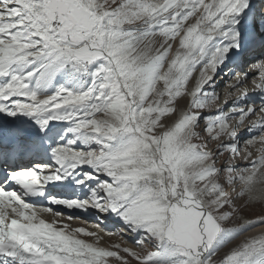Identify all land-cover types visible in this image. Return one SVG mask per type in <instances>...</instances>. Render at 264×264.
I'll return each instance as SVG.
<instances>
[{"label": "snow or ice", "instance_id": "6c2138e0", "mask_svg": "<svg viewBox=\"0 0 264 264\" xmlns=\"http://www.w3.org/2000/svg\"><path fill=\"white\" fill-rule=\"evenodd\" d=\"M246 63L264 103V0H0V264H264V231L216 259L264 228V107L201 111Z\"/></svg>", "mask_w": 264, "mask_h": 264}, {"label": "bare ground", "instance_id": "6f19581e", "mask_svg": "<svg viewBox=\"0 0 264 264\" xmlns=\"http://www.w3.org/2000/svg\"><path fill=\"white\" fill-rule=\"evenodd\" d=\"M174 48H175V45H174ZM249 64H251V63H249ZM224 72H227V74L225 75ZM235 72H237V70H235L232 67H226V68H223L222 67L221 70H220V72H219V74L215 77V78H218V76L222 73V76L223 77L220 76L219 77V78H221L220 80H223V79L224 80L233 79V81L232 80L229 81L230 84L228 83V86H226L228 88L225 91V93L227 92L225 96H227L228 103L225 104L224 101H221L222 103L220 102V104H217L214 107V110L213 111L211 110L212 113H215L216 112L217 107L222 106V107H225V109L228 108V107H230L232 105V101L236 98V96H237V94H239V92H242V89L243 88H247L248 89V95H250V96H248V99L246 101H242L240 103L239 107H245L246 108L248 105H252V106L256 107L257 109H259L260 107H264V103H262L260 93H258L259 97H256V96L253 95L256 92L253 91V89H254L255 86L253 85L252 80L253 79H258V76H259L258 70L251 69L248 72V76H247L244 84H242V85H236V88H231V87H229V85L236 84V79H234L235 77L233 78ZM194 83H195V80L193 79L190 82L189 87L192 86ZM214 85H215L214 87H209V86H206V87H207V89L209 87V89H210L209 91H216L218 88H222V82H218V84H214ZM234 90L236 92L233 93V97L229 100L230 96L228 94L229 93H232ZM216 94L218 95V97H220L219 96V93H216ZM222 98H224V97H222ZM189 99L190 98L188 97V100ZM179 100H181V99L179 98L178 101ZM178 105H179L178 108H185L186 109L187 108V106H186L187 105L186 97H184V99H182L178 103ZM211 111H204V113L205 114H209ZM262 115H264V114H262ZM257 119H258L257 116H252L251 117V120H257ZM233 121H234L233 125H235L236 121L235 120H233ZM230 123H231V121H230ZM245 124L246 125L250 124V121H246ZM238 131H240L239 136L241 137L242 141L245 140V139H247V138H249L252 135L251 133L247 132L244 127H241L240 129H238ZM224 142H227V140L225 139ZM256 147H260V145L257 144ZM246 148H247V145H245V144L242 143L241 144V149L243 150V152H241V154H240L241 157L240 156L238 157V161H239L238 165L241 166V167L244 166L245 163H246V161L243 159L244 149H246ZM213 150H215V149H213ZM248 150H251L253 152V155H256L257 154L256 151H255V148H251V149H248ZM53 207H54L55 211L61 212L64 215L61 216V217H53L51 214H45V218L46 219H48V220H52V219L61 220V221H63V223H67V224H69L73 228H75V227H85V228H88L91 231H99V234L101 236H102V233H103V235H104V241H105V242H103V241L100 242L101 246H103V247L110 246V244L108 242H109V238H112V236L106 235L105 232L100 231L99 229H97V228H95L93 226L90 227L91 224L85 225V224H83V222H81L82 220H87V221L88 220H93V219L95 220L96 217H94V215L91 214L92 212L85 213V212H82L80 210H69V209H67V208H65L63 206H53ZM68 216L79 217V219L68 220L67 219ZM92 225H94V223ZM102 225H103V228H106L108 230H109L110 227H112V223H102ZM262 231H264V228H261V227L257 226L256 228L252 229L251 231L246 232L244 235L240 236L239 239H238V241L234 242V244H238L242 240H244L246 237L253 236V235H257V234H259ZM87 239H90V238H87ZM234 244H232V245L234 246ZM111 264H116V262L115 261H112Z\"/></svg>", "mask_w": 264, "mask_h": 264}, {"label": "rangeland", "instance_id": "374dc122", "mask_svg": "<svg viewBox=\"0 0 264 264\" xmlns=\"http://www.w3.org/2000/svg\"><path fill=\"white\" fill-rule=\"evenodd\" d=\"M259 74V73H258ZM220 76H222V73L218 76V78H215L214 79V84H218V82H222V88H218L216 91H214V92H216V93H219V99L216 101V103L211 107V108H206V109H203L202 111H213L214 110V107L217 105V104H220V102L221 101H225V99L227 98V96H225L226 95V93H225V91H226V89L228 88V87H226L227 85H225V84H227V83H229L230 84V82L229 81H233V79H230V80H220L221 78H219ZM223 77V76H222ZM234 77V76H233ZM216 82V83H215ZM189 85H190V83H189ZM192 86H194V84L192 85ZM192 86H188L189 87V90H191V88H192ZM206 90L207 91H209L210 89H209V87H208V89H207V87H206ZM209 92H213V91H209ZM234 92H236L235 90L232 92V95L230 96V99L233 97V93ZM241 95H242V92H241ZM184 97H186V101H187V105L186 106H188V104H189V100H188V96L187 95H185V96H183V97H181L180 99L182 100V99H184ZM222 97H224V98H222ZM223 99V100H222ZM181 100H179V101H177L178 103L181 101ZM178 103H177V106L179 107V105H178ZM222 103V102H221ZM227 109V108H226ZM212 111L210 112V113H212ZM214 114V113H213ZM174 119H175V117H173ZM169 122H171V121H169ZM222 139H224V141H225V139L227 140V137H222ZM217 143H219V142H212L211 144H210V146L213 148V149H215L216 148V144ZM241 152H243V150L241 151ZM228 154L226 153L225 154V156H227ZM241 157V156H240ZM220 159H224V158H220ZM236 163L238 164L239 163V161H238V157H237V160H236ZM255 206V205H254ZM254 206H252L250 209H246L245 210V212H244V215H245V217L246 218H249V219H251V218H255V217H258V216H261V215H264V206H261V205H259V204H257L255 207ZM92 215H94V217H96V219L94 220H82L81 222H83V224H85V225H87V224H91V226L90 227H92L93 225V223L94 224H96L97 223V213H95V212H92L91 213ZM96 215V216H95ZM85 221H87V223L85 222ZM75 227V226H74ZM101 227L103 228V225L101 224ZM109 230L110 231H113V232H115L116 231V226L115 225H113L112 224V227H110L109 228ZM112 236V238H109V244L110 245H112V243L113 244H116V243H120L122 246H127V247H134V245H133V243H132V237L131 236H129V235H127V234H125V237H124V239H121V237L119 236V235H111ZM102 237H103V239L101 240V242L103 241V242H105L104 241V235H103V233H102ZM87 239V238H86ZM91 239V238H90ZM239 239V238H238ZM238 239L237 240H235V241H233L232 242V244H234V242H236V241H238ZM232 244H229L226 248H224V249H222L221 250V252L217 255V257H216V259L218 260V259H220L223 255H224V253L225 252H227L228 251V249H230L231 247H233V245ZM236 244H234V246H235ZM132 264H135V262L133 261L132 262Z\"/></svg>", "mask_w": 264, "mask_h": 264}]
</instances>
